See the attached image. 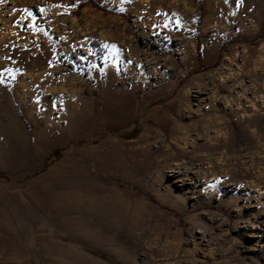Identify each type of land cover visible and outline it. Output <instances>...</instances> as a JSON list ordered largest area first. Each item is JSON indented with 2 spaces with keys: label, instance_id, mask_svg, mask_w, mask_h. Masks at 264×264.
Returning <instances> with one entry per match:
<instances>
[{
  "label": "rangeland",
  "instance_id": "obj_1",
  "mask_svg": "<svg viewBox=\"0 0 264 264\" xmlns=\"http://www.w3.org/2000/svg\"><path fill=\"white\" fill-rule=\"evenodd\" d=\"M1 175L0 264H264V0H0Z\"/></svg>",
  "mask_w": 264,
  "mask_h": 264
},
{
  "label": "crops",
  "instance_id": "obj_2",
  "mask_svg": "<svg viewBox=\"0 0 264 264\" xmlns=\"http://www.w3.org/2000/svg\"><path fill=\"white\" fill-rule=\"evenodd\" d=\"M79 249L84 252L82 258H84L85 262L76 259L74 262L71 261V264H88L87 261H91L93 264H110L104 254L94 251V249L89 246H82Z\"/></svg>",
  "mask_w": 264,
  "mask_h": 264
},
{
  "label": "bare ground",
  "instance_id": "obj_3",
  "mask_svg": "<svg viewBox=\"0 0 264 264\" xmlns=\"http://www.w3.org/2000/svg\"><path fill=\"white\" fill-rule=\"evenodd\" d=\"M237 99L239 100V99H241V96H236L235 95V100L237 101ZM233 99H225V102H230V101H232ZM242 100V99H241ZM242 108V107H241ZM153 114L154 115H156V116H160V119H162L163 117H165V118H169V116L167 115V114H164L163 113V111L161 110V109H159V108H157L155 111H153ZM250 139H251V137H250ZM248 143H255L256 141L252 138L250 141H247ZM223 146H225V147H227V143H224L223 144ZM199 147V146H198ZM202 147L203 148H206L208 151H211L212 152V150L213 149H216L217 148V146L216 145H213V144H207L206 145V143H204L203 145H202ZM226 150H224V151H222V153L223 154H226V153H228L229 152V150H227V148H225ZM238 149V148H237ZM241 150V148H239L238 149V151H240ZM229 160H231V159H229ZM224 161H227V160H224ZM223 161V162H224ZM217 164H218V162L217 163H214L213 164V168H215V167H217ZM221 164V166L223 167V166H227L226 165V163H220ZM179 173H180V171H178ZM223 178H224V182H227L228 181V179H230L231 177L230 176H223ZM182 181V180H181Z\"/></svg>",
  "mask_w": 264,
  "mask_h": 264
},
{
  "label": "trees",
  "instance_id": "obj_4",
  "mask_svg": "<svg viewBox=\"0 0 264 264\" xmlns=\"http://www.w3.org/2000/svg\"><path fill=\"white\" fill-rule=\"evenodd\" d=\"M63 153L62 149H57L54 153H53V157H61ZM0 180H9L8 177H5L3 175L0 176Z\"/></svg>",
  "mask_w": 264,
  "mask_h": 264
}]
</instances>
